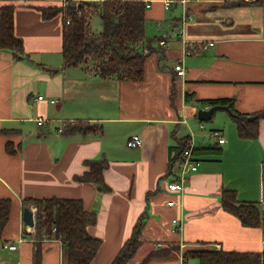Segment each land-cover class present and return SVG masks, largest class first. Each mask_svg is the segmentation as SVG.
I'll return each instance as SVG.
<instances>
[{
	"label": "crops",
	"instance_id": "crops-1",
	"mask_svg": "<svg viewBox=\"0 0 264 264\" xmlns=\"http://www.w3.org/2000/svg\"><path fill=\"white\" fill-rule=\"evenodd\" d=\"M69 1L0 0V34L2 8L13 4L14 32L27 54L17 59L14 50L0 48V198L11 199L0 264L64 262L63 236H38L36 226L26 227L24 208L35 211L24 203L29 197L80 199L97 212L87 231L103 244L92 264H111L144 214L143 242L128 264H184L190 250L264 251V227L243 224L223 205L225 191L240 202L264 203V0H190V55L181 34L182 2L173 0L167 8L166 0H144L147 36L167 45L154 42L144 76L136 81L100 77L86 64L64 66L63 16L46 19L40 8ZM209 41L214 44L204 48ZM180 59L184 76L174 70ZM215 98H234L238 112L256 116L248 121L256 120L257 137H241L226 109L205 124L198 110ZM77 122L99 124L102 131L63 132ZM214 129L224 142L212 135ZM133 135H141L143 145L128 146ZM191 138L198 169L188 173L184 192L171 191L178 162L173 171L171 163ZM101 157L109 163V191L76 178L90 168L87 159ZM147 244L146 255L136 260ZM154 251L160 254L143 263Z\"/></svg>",
	"mask_w": 264,
	"mask_h": 264
},
{
	"label": "trees",
	"instance_id": "trees-1",
	"mask_svg": "<svg viewBox=\"0 0 264 264\" xmlns=\"http://www.w3.org/2000/svg\"><path fill=\"white\" fill-rule=\"evenodd\" d=\"M255 0L251 2H260ZM69 1L65 5L40 8L43 16L48 19L61 13L64 20L63 29V58L64 66L86 64L88 68L103 78L115 77L120 80H141L144 76L145 64L149 55L154 51L157 37L146 34V9L144 0H80L76 5ZM248 0H238L236 4H247ZM99 13L102 18L103 30L99 33L91 28V17ZM68 18H71L68 22ZM0 48L14 50L17 59L27 58L21 38L14 32V5L6 4L1 11ZM211 106L224 104L230 106L233 117L237 121L241 137H257L258 130L247 116L234 108V98L210 99ZM264 116V110L259 112ZM99 124L88 122L69 123L63 132L84 134L100 133ZM185 147V146H184ZM183 147V148H184ZM182 148V150H183ZM178 153L171 163V171L182 153ZM197 148H195V151ZM90 167L83 175H77L80 181H90L98 185L101 191H109L111 187L104 177L108 167L105 157L87 159ZM26 203L36 206V230L38 236L45 234L63 236L65 244V259L63 264H92L97 257L103 241L91 236L88 225L95 223L97 212L87 210L83 201L74 198H26ZM223 205L226 210L237 215L247 226H263L264 214L262 207L256 203L238 201L232 191L223 193ZM11 199L0 198V238L5 224L9 219ZM146 215H142L135 225L133 234L126 241L119 254L111 264H128L141 246L142 232ZM54 228L56 230L54 231ZM160 254L152 252L144 261ZM198 258L199 264H264V251H237L221 249H205L187 251L184 260Z\"/></svg>",
	"mask_w": 264,
	"mask_h": 264
},
{
	"label": "built area",
	"instance_id": "built-area-1",
	"mask_svg": "<svg viewBox=\"0 0 264 264\" xmlns=\"http://www.w3.org/2000/svg\"><path fill=\"white\" fill-rule=\"evenodd\" d=\"M172 1L173 0H166L165 1L167 8L171 7ZM180 1L182 2L183 6H184V13L182 16V26H181V34H182L183 41L185 42L184 53L186 55H190L194 51V46H193L194 42L191 40H188L185 37L186 23L189 19H192L191 14L186 9V6L190 0H180ZM75 4L78 5L77 1ZM70 20H71V18H68V22H70ZM160 44L161 45H167L164 40H160ZM213 44H214V41H209L208 43H204L203 47L208 48V46L213 45ZM174 70L179 76L185 75L186 66H185L182 59H180L175 64ZM39 98H43V95H40ZM53 101H57V100L53 99ZM38 123L40 125L44 124L45 119L39 118ZM199 126L201 128L205 127L204 122L200 121ZM212 135L215 138H217L220 143L225 141V138L223 136H221L220 131L217 129L212 130ZM143 143H144V140H143L141 135H133L127 141L128 146H131V147L141 146V145H143ZM198 166H199V160L195 156V143L193 141V138H191L182 150V153L178 159V170H177V174H176L177 177L175 180H173L172 182L169 183L168 189L171 191L184 192V190L186 188V184L188 182V173L190 171L197 170ZM175 203L176 202L174 200H170L168 202L169 205H174ZM262 209H263V214H264V203H263ZM173 222L175 224H177L178 228H181V222L177 218H174ZM55 230H56V228H54V231ZM24 239L25 238L22 237L20 240H24ZM6 246H8L11 249L17 248L16 244L7 243Z\"/></svg>",
	"mask_w": 264,
	"mask_h": 264
},
{
	"label": "water",
	"instance_id": "water-1",
	"mask_svg": "<svg viewBox=\"0 0 264 264\" xmlns=\"http://www.w3.org/2000/svg\"><path fill=\"white\" fill-rule=\"evenodd\" d=\"M218 109H226L229 112L233 113L230 106L224 104H216L209 108H200L198 110V116L201 120H210L213 117V114ZM256 116H249V120L255 119ZM23 219L26 224V227H34L36 224V213L33 208L26 206L23 211Z\"/></svg>",
	"mask_w": 264,
	"mask_h": 264
},
{
	"label": "rangeland",
	"instance_id": "rangeland-1",
	"mask_svg": "<svg viewBox=\"0 0 264 264\" xmlns=\"http://www.w3.org/2000/svg\"><path fill=\"white\" fill-rule=\"evenodd\" d=\"M76 3V2H75ZM77 3L79 4V1H77ZM90 22H91V28L94 32H101L103 30V23H102V18H101V15L99 13H95L91 19H90ZM218 112H226V111H223L222 109H220ZM225 114V113H224ZM216 119H211V120H208V121H205V124H208L209 126L212 125L214 122H215ZM32 206L35 207V213H36V206L35 204H31ZM149 244V243H148ZM148 244L147 245H144L138 252L137 254V257H136V260L138 259H143V257L146 255V249L148 247ZM198 259L197 258H194V257H191L188 259L187 262H185L184 264H193V262H196L198 263Z\"/></svg>",
	"mask_w": 264,
	"mask_h": 264
}]
</instances>
